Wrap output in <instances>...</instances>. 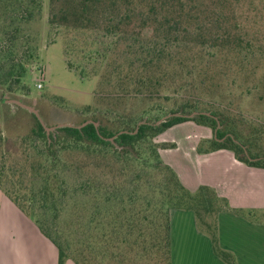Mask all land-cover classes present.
Returning <instances> with one entry per match:
<instances>
[{
	"label": "trees",
	"instance_id": "trees-1",
	"mask_svg": "<svg viewBox=\"0 0 264 264\" xmlns=\"http://www.w3.org/2000/svg\"><path fill=\"white\" fill-rule=\"evenodd\" d=\"M47 1L48 44L73 35L65 41L68 55L80 47V34H87L85 44L100 46L93 71L101 68L98 60H107L96 96L105 91L117 100L84 108L91 118L79 125L90 119L98 127L65 126L49 133L35 114L8 103L30 91L45 1L0 0V126L15 124L21 114L32 121L21 140L22 159L0 168L1 192L56 247L58 264H160L164 258L171 264L172 209L193 211L215 253L236 264L218 246L216 223L204 220L217 216L227 201L206 186L188 191L154 140L193 122L215 135L200 141L198 153L229 150L240 162L264 169V154L253 152L251 142L259 126L252 127L253 136L245 135L252 122L242 108L245 99L264 102V73L258 71L264 42L243 20L263 14L264 0ZM132 99L140 100V108H125ZM170 102L163 112L162 103ZM147 103L152 107L145 109ZM145 110L155 115L150 119ZM173 113L181 116L155 125ZM193 113L198 114L189 117Z\"/></svg>",
	"mask_w": 264,
	"mask_h": 264
},
{
	"label": "crops",
	"instance_id": "crops-1",
	"mask_svg": "<svg viewBox=\"0 0 264 264\" xmlns=\"http://www.w3.org/2000/svg\"><path fill=\"white\" fill-rule=\"evenodd\" d=\"M180 136L172 148L165 139H158L160 155L188 191L206 186L227 201L214 220L219 248L233 255L236 264H264V169L240 162L229 150L198 153L203 137ZM192 214L170 212L171 264H227ZM0 264H58L56 247L1 190Z\"/></svg>",
	"mask_w": 264,
	"mask_h": 264
},
{
	"label": "rangeland",
	"instance_id": "rangeland-1",
	"mask_svg": "<svg viewBox=\"0 0 264 264\" xmlns=\"http://www.w3.org/2000/svg\"><path fill=\"white\" fill-rule=\"evenodd\" d=\"M44 1L45 10L43 18L40 23L36 25L37 30L42 34L41 48L39 50L37 62L31 67L30 78L27 82L30 91L28 94H18L13 100H19L22 103L37 109L46 127H58L66 124L79 126L84 118L89 117V115L84 111L86 106L101 105L103 107H107L113 102L116 103L115 100L117 99L111 98L105 91L98 97L96 96V91L99 88V82L103 81L102 76L105 74L103 66L106 64L107 60H98V63L96 64L100 65L101 68L98 73L93 71V67L95 65L93 64V58L96 56L94 51L100 46L97 44H85V39H83V37L87 38V34H80L81 38L78 37L79 43L77 45L80 47L74 50V52H69L68 55L65 54V41L66 38L72 39L73 35H61L57 38L56 43L48 44V38L46 37L49 30L46 23L48 18V1ZM239 12L237 14H239ZM258 14L259 17L257 18L252 16V18H243V20L249 23L248 30L251 34L255 37H260L259 40L264 42V13H257V15ZM85 47L88 51L81 53ZM112 54L114 53H111V55ZM88 55L91 56L90 59L87 58ZM69 62L72 65V70L68 68L67 63ZM258 71H260V74L264 73V62L260 64ZM107 75L108 73H106L105 76L107 77ZM38 82H41L43 85L41 90L36 88V84ZM257 101L255 99H245L242 101V108L245 110L243 115L246 121H249V123L252 122V124H250L251 126L248 125L247 128H245L244 133L245 135L251 137V135L253 136L254 134L252 127L259 126V134H254V138L251 139V142L254 144L252 145V149L253 152L264 154V102L258 103ZM125 102L126 101L123 100L122 104L124 105ZM126 104L129 105L125 106V108L132 106L130 104H134V108H140L141 103L140 100L132 99L126 102ZM151 107V104L147 103L145 109H149ZM171 107V102L162 103L161 110L163 112H167ZM119 110L123 111L124 109L120 107ZM135 110H137V114L141 115L142 110ZM13 112L19 113L20 111L18 108L13 106ZM144 115H149L151 119V115L154 116L155 114L149 113L145 110ZM31 122L32 121L28 115L23 116L21 114L15 124L10 126L7 125L5 127H3V125L0 126V131H2V135H0V168L2 165L9 167L14 158L16 160L22 159V151L24 150V147L22 146L23 143H21V140L23 135H25L31 128ZM53 131H55V129ZM197 131H204V133L202 135H197L199 134ZM180 135H184V137H203L205 140H210L215 137L212 129L203 126L199 128L193 124V122H190L186 126H175L167 130L165 134L161 136L162 138L157 137L154 141L160 145L158 139H165L168 141L167 143L165 142V145H167L168 148H172L175 146L174 141L176 139L178 140ZM36 144L44 149L42 141H38ZM219 205L223 206L220 202L215 203L216 207ZM172 210L190 212L196 217L193 211L185 209ZM215 217V214H212L210 217H207L206 215L204 220L207 221V223H212L214 222ZM199 226L202 230L206 231L204 226ZM142 264H156V262H145ZM160 264H166L165 258Z\"/></svg>",
	"mask_w": 264,
	"mask_h": 264
},
{
	"label": "water",
	"instance_id": "water-1",
	"mask_svg": "<svg viewBox=\"0 0 264 264\" xmlns=\"http://www.w3.org/2000/svg\"><path fill=\"white\" fill-rule=\"evenodd\" d=\"M7 102L10 103V104L15 105V106H17V107L24 108V109L28 110L29 112L35 114V116H36V117L39 119V121L43 124V126L45 127V129H46V131H47L48 133L51 132V131H53L54 129L62 128V127H65V126H68V127H76V128H78V129H81V128L85 127V126L88 125V124H94L95 127H98V126H99V124H98L97 122H94V121H92V120H88V121L84 122L83 124H81V125H79V126H74V125H72V124H66V125H60V126H58V127H46L45 124H44V122H43V120H42V118H41V116H40L39 111H38L37 109H35L34 107H31V106H29V105H26V104L22 103V102L19 101V100H7ZM196 114H198V113H193V114L190 115L189 117H193V116H195ZM208 115H209V114H208ZM179 116H181V115L178 114V113L168 114V115L164 116L163 118H161L160 120L155 121V125H160V124L166 122L168 119H170V118H172V117H179ZM143 123H144V122H141V123H139V125H141V124H143ZM218 128H219V126L217 127L215 133L217 132ZM121 133H122V132H121ZM121 133H120V134H121ZM111 140H113V139H111Z\"/></svg>",
	"mask_w": 264,
	"mask_h": 264
},
{
	"label": "built area",
	"instance_id": "built-area-1",
	"mask_svg": "<svg viewBox=\"0 0 264 264\" xmlns=\"http://www.w3.org/2000/svg\"><path fill=\"white\" fill-rule=\"evenodd\" d=\"M36 88H37L38 90H41V89L43 88L42 83H41V82H38V83L36 84Z\"/></svg>",
	"mask_w": 264,
	"mask_h": 264
}]
</instances>
